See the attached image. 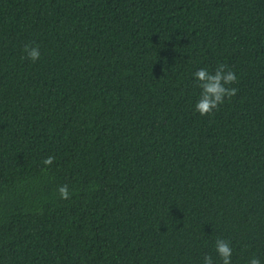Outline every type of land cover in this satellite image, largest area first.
<instances>
[{"label":"trees","instance_id":"obj_1","mask_svg":"<svg viewBox=\"0 0 264 264\" xmlns=\"http://www.w3.org/2000/svg\"><path fill=\"white\" fill-rule=\"evenodd\" d=\"M221 63L239 91L201 116ZM217 238L264 264V0H0V264H220Z\"/></svg>","mask_w":264,"mask_h":264},{"label":"clouds","instance_id":"obj_2","mask_svg":"<svg viewBox=\"0 0 264 264\" xmlns=\"http://www.w3.org/2000/svg\"><path fill=\"white\" fill-rule=\"evenodd\" d=\"M25 56L22 59L31 60L33 63L41 58L40 46L34 42L24 45ZM196 86L201 89L199 99L195 104V110L201 115H213L214 111H218L220 105L225 103L226 98L230 100L236 96L238 88L232 85L238 83V76L234 70L227 65L218 64L214 72H210L208 68H200L194 73ZM54 156L46 157L42 163L45 166L42 171H46L48 167L55 162ZM59 197L64 200L71 198V192L67 184L60 185L57 189ZM215 251L220 258V264H232L233 249L230 241L217 238L215 241ZM203 264H215L213 257L206 254L203 257ZM248 264H262L261 259L253 256L249 259Z\"/></svg>","mask_w":264,"mask_h":264}]
</instances>
